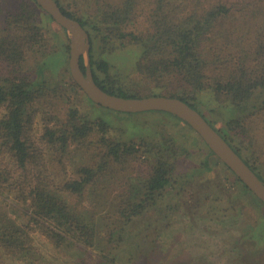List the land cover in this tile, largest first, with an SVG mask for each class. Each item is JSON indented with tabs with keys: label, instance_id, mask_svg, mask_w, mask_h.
<instances>
[{
	"label": "rangeland",
	"instance_id": "obj_1",
	"mask_svg": "<svg viewBox=\"0 0 264 264\" xmlns=\"http://www.w3.org/2000/svg\"><path fill=\"white\" fill-rule=\"evenodd\" d=\"M24 1L0 0V26ZM59 1L85 23L92 41L90 56L98 62H109V75L116 87L138 98L184 91L177 79L158 84L138 71L143 52L141 45L123 40V47L118 48L121 41L103 40V31L98 36V9L122 0ZM158 1L140 0V7L125 31L138 35L150 32L151 19L159 12V7H163ZM167 1L164 13L176 18H185L195 8V0ZM37 18L43 41L28 53L23 68L31 79L46 87V95L36 103L39 111L30 131L40 161L28 165L25 172L7 153L0 154V162L13 181L11 185L0 186V211L27 227L34 251L32 256L24 258L0 251V264H264V237H260L261 226L258 227L264 217V204L244 191L236 177L179 118L162 112L119 113L94 104L71 76L69 53H66L70 47L69 33L43 10L38 9ZM97 29L104 30L99 25ZM4 68L0 63V73ZM97 75L102 80L106 78L100 72ZM195 104L216 128L228 130L227 122L235 112L217 103L211 91L198 96ZM71 110L76 111L80 123L105 121L109 125L104 136L107 145L101 144L99 133H94L88 146L71 144L64 155L51 148L43 139L46 128L65 127ZM5 115V108H0V118ZM262 137L261 134L257 138L259 143L255 144L260 151H264ZM243 140V145L239 141L243 156L257 165L255 157L258 155L253 156L254 149L247 147L248 138ZM172 141L181 153L173 178L175 183L141 215L128 219L124 214L128 208L124 201L132 193V185L149 174L152 161L140 147ZM117 143L135 144L141 158L138 153L137 157L113 161L105 153L109 151L108 146ZM82 167L100 169V176L79 198L62 187L66 182L79 179ZM40 173L47 174L51 189L95 227L92 248L72 241L58 246L57 240L49 238L52 234L49 228L30 220L29 202L21 201L18 194L29 193L30 184H35ZM25 174L27 183H24Z\"/></svg>",
	"mask_w": 264,
	"mask_h": 264
},
{
	"label": "trees",
	"instance_id": "obj_2",
	"mask_svg": "<svg viewBox=\"0 0 264 264\" xmlns=\"http://www.w3.org/2000/svg\"><path fill=\"white\" fill-rule=\"evenodd\" d=\"M56 1L66 16L79 21L86 29L83 21L76 19L59 0ZM158 3L163 7L160 6L159 12L151 19L150 32L141 35L125 31L140 7V0L108 3L98 9L97 25L104 28L97 29L96 25L98 36L103 31V40L121 41L118 48L123 47V40L141 45L143 52L138 71L158 84L177 79L184 87L182 93L144 97L166 96L186 102L222 135L264 181V151L255 148L261 134V140H264V0H195V8L185 18L164 13L167 0H159ZM38 9L42 11L35 0H25L21 8L9 14L4 25L0 26V63L5 66L4 72L0 73V108L6 110V115L0 118V154L7 153L13 163L25 172L28 165L40 161L30 131L39 111L36 103L46 95V87L31 79L23 68L28 53L43 41L37 18ZM66 53H69V46ZM90 64L95 82L102 90L114 96L132 97L116 87L115 80L109 75L108 61L98 62L91 58ZM81 65L85 71L83 58ZM97 72L106 78L100 79ZM206 91H211L221 106L234 110L235 113L227 122V131L216 128L195 104L198 96ZM108 129L109 125L105 121L97 124L80 123L76 111L71 110L65 127L58 130L47 127L43 139L64 155L71 144L88 146L89 138L94 133H99L101 144L107 145L104 136ZM244 138H248L247 147L254 149L253 156L258 155L255 157L257 165L243 156L239 141L245 144ZM108 148L105 155L116 162L137 157L138 153L141 158L139 149L133 143L111 144ZM140 148L145 149L152 161L149 163V174L132 185V193L124 201L128 206L124 211L128 219L141 215L147 206L153 205L175 183L173 178L181 156L174 141ZM210 153L215 156L211 150ZM223 166L232 173L225 164ZM79 174V179L66 182L62 188L80 198L90 185L98 181L100 169L82 167ZM236 180L244 191L255 197L237 177ZM27 182L28 175L25 174L24 183ZM8 183L13 184L12 177L0 162V186ZM30 186L29 193L23 191L18 197L24 203L29 202L30 220L50 229L52 234L49 238L57 240L58 246L64 241H72L85 248L94 246L95 227L51 189L47 174L40 173L35 184ZM259 203L263 205L261 201ZM260 226L259 235L263 238L264 217ZM0 251L20 258L32 256L34 251L27 227L18 224L2 211Z\"/></svg>",
	"mask_w": 264,
	"mask_h": 264
},
{
	"label": "water",
	"instance_id": "obj_3",
	"mask_svg": "<svg viewBox=\"0 0 264 264\" xmlns=\"http://www.w3.org/2000/svg\"><path fill=\"white\" fill-rule=\"evenodd\" d=\"M53 21L70 35L69 68L74 82L97 106L119 113L162 112L171 114L186 124L202 139L211 152L264 204V181L232 148L222 135L186 102L166 96L119 97L108 94L95 82L91 66V39L87 30L77 20L64 14L56 0H35ZM86 60L85 71L81 60Z\"/></svg>",
	"mask_w": 264,
	"mask_h": 264
}]
</instances>
